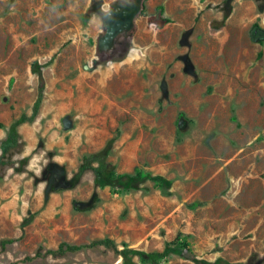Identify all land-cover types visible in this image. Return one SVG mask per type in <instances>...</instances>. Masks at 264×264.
<instances>
[{
  "label": "rangeland",
  "instance_id": "rangeland-1",
  "mask_svg": "<svg viewBox=\"0 0 264 264\" xmlns=\"http://www.w3.org/2000/svg\"><path fill=\"white\" fill-rule=\"evenodd\" d=\"M53 54L3 152L32 62ZM111 139L117 173L171 193L95 187L91 170L67 185ZM178 232L189 249L162 264H264V0H0V264H122L102 246L26 257L101 238L155 251Z\"/></svg>",
  "mask_w": 264,
  "mask_h": 264
},
{
  "label": "trees",
  "instance_id": "trees-1",
  "mask_svg": "<svg viewBox=\"0 0 264 264\" xmlns=\"http://www.w3.org/2000/svg\"><path fill=\"white\" fill-rule=\"evenodd\" d=\"M54 57L55 54H53L44 63H39L38 61L32 62L31 71L37 76L36 96L32 103L30 113L20 114L18 118L10 125L7 138L2 144L3 152H5L9 147L17 144V126L24 122H32L38 116L45 89V79L42 73V68L51 64ZM112 141L113 140L111 139L101 149L84 155L78 166L77 172L67 181V185L71 187L79 180L80 176L85 171L91 170L94 175L93 184L95 187L111 185L124 191L138 190L141 189V185L143 182H145L146 180H150L156 182L160 186V188L167 194L171 193L169 191L170 181L163 176L151 174L141 175L140 173H117L115 171V166L108 160V154L111 149ZM64 187L67 186H63L61 188ZM97 200L98 198H96V201ZM94 205L95 204H93V206ZM9 242H12V240H9ZM99 246L110 248L116 254L120 255L122 258V264H136L133 261V257L135 256L140 260L147 261L149 264H162V259L172 252L180 249H189L187 242L180 239V232H178L163 246L161 250L143 251L132 247H122L121 249H119L111 239L101 238L83 244H69L61 242L55 248L43 249L40 246L34 253V256H27L26 259H32V257L46 255L61 256L66 253L77 252L83 249H91ZM195 261L197 263L204 264H228L220 258L216 259L214 262H209L206 260Z\"/></svg>",
  "mask_w": 264,
  "mask_h": 264
}]
</instances>
